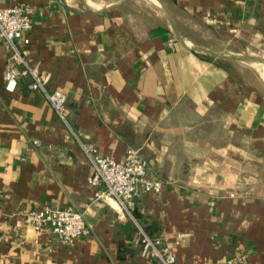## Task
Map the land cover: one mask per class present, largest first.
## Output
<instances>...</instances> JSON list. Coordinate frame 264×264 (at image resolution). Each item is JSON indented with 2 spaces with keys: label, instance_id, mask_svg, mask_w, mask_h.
Wrapping results in <instances>:
<instances>
[{
  "label": "crops",
  "instance_id": "1",
  "mask_svg": "<svg viewBox=\"0 0 264 264\" xmlns=\"http://www.w3.org/2000/svg\"><path fill=\"white\" fill-rule=\"evenodd\" d=\"M14 6L32 9L21 50L67 95V124L30 78L6 91L0 41V264H160L94 196L80 142L119 163L139 150L163 189L134 216L180 264H264V0H0ZM47 207L90 234L25 223Z\"/></svg>",
  "mask_w": 264,
  "mask_h": 264
},
{
  "label": "built area",
  "instance_id": "2",
  "mask_svg": "<svg viewBox=\"0 0 264 264\" xmlns=\"http://www.w3.org/2000/svg\"><path fill=\"white\" fill-rule=\"evenodd\" d=\"M32 28V9L25 6H14L0 9V41L11 51V60L17 66L7 68L4 73L5 89L14 93L20 81L30 78V91L41 92L55 110L59 118L67 124V95L60 90L48 91L46 78L38 66H32L26 60L22 48L29 45L28 33ZM83 153L93 167V175L89 180L97 199L111 198L136 224L141 243V256L156 260L160 264H180L174 253L159 238L152 237L138 224L134 216L138 194H159L163 183L151 179L148 162L139 150L127 148L123 162H116L109 157L100 155L93 144L80 142ZM102 187V189H100ZM234 196V195H232ZM27 225L46 227L61 243L72 241L90 234V227L83 213L71 210L44 208L26 213Z\"/></svg>",
  "mask_w": 264,
  "mask_h": 264
}]
</instances>
